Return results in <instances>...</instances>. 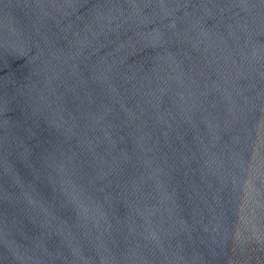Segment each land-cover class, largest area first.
<instances>
[{
    "label": "water",
    "instance_id": "1",
    "mask_svg": "<svg viewBox=\"0 0 264 264\" xmlns=\"http://www.w3.org/2000/svg\"><path fill=\"white\" fill-rule=\"evenodd\" d=\"M0 264H264V0H0Z\"/></svg>",
    "mask_w": 264,
    "mask_h": 264
}]
</instances>
